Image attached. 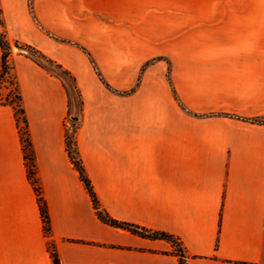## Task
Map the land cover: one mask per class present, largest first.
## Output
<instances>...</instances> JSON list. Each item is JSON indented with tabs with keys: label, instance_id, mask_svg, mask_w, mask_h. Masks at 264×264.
I'll return each instance as SVG.
<instances>
[{
	"label": "crops",
	"instance_id": "obj_1",
	"mask_svg": "<svg viewBox=\"0 0 264 264\" xmlns=\"http://www.w3.org/2000/svg\"><path fill=\"white\" fill-rule=\"evenodd\" d=\"M0 8L9 41L61 64L82 99L79 115L64 79L10 55L52 232L15 109L0 105V264H54L50 244L61 264H179L169 242L99 219L67 152L72 115L80 159L114 219L179 238L188 264H264V124L250 121L264 119V0H185L183 20L167 27L130 12L129 0Z\"/></svg>",
	"mask_w": 264,
	"mask_h": 264
},
{
	"label": "trees",
	"instance_id": "obj_2",
	"mask_svg": "<svg viewBox=\"0 0 264 264\" xmlns=\"http://www.w3.org/2000/svg\"><path fill=\"white\" fill-rule=\"evenodd\" d=\"M31 7H32V4H31ZM0 47L2 49V61L0 64V87H3L5 90H7V93L5 95H3L0 92V105H10L14 107L15 109L17 120H18V125L20 128V133H21V137H22V141H23L24 149H25L26 161H27V166H28V175L38 195V202H39L40 210L42 213L45 233L47 235H50L52 232L51 219H50V215L48 212L46 200L43 196L42 189L38 182L37 172H36V159H35V154L33 151V145L30 139L28 121L25 115V109L23 107V97H22V94L19 88L17 77L9 65L10 55L13 52L25 53L33 57L36 60V62L39 63L41 66L48 68L44 63H46L47 65L55 66L66 77H68L72 81L74 93L76 94L79 100V104H80L79 115L82 111V99H81L80 92L78 90L74 77L61 64L52 60L46 54H44L42 51H40L36 47H33L32 45L23 44L18 41H14V42L9 41L7 34H6V30H5V20H4L3 11L1 8H0ZM88 56L92 64L94 65L96 72L98 76L100 77L101 81L106 85L108 89L113 90L112 86L105 80L102 73L96 67L95 62L90 53H88ZM170 71H171V65L169 63L168 76L171 82ZM68 91L70 94V98L73 97L72 91L70 89H68ZM121 94H128V93L121 92ZM250 121L253 123H257V124H264V119H251ZM71 122L73 125L72 133L70 134L69 130H67V133H66L67 152H68V155L70 157V160L74 168L78 171L79 176L82 182L84 183V186L88 194L90 195L92 199L93 206L96 210V213L99 219L102 222L112 227L129 230L130 232L136 235H139L143 238L154 239V240H165L169 242L174 248V253L179 257V264H188V256H187L186 250L184 246L182 245V242L180 241L179 238L169 233H166V232L151 231L144 227H140V226H136V225H132V224H128V223H124L119 220H116L102 207L101 202L98 196L96 195L92 182L85 169V166L82 160L80 159V153H79L77 136H76L77 124L79 123V121L76 120V121H71ZM49 249H50L54 264H61L60 259L58 257V253L56 251V246L54 244H50Z\"/></svg>",
	"mask_w": 264,
	"mask_h": 264
},
{
	"label": "rangeland",
	"instance_id": "obj_3",
	"mask_svg": "<svg viewBox=\"0 0 264 264\" xmlns=\"http://www.w3.org/2000/svg\"><path fill=\"white\" fill-rule=\"evenodd\" d=\"M130 12H144L145 14L150 15V19H154L155 21L158 19L162 24V27H167L169 24L176 22L179 20L178 17H182L180 19L183 20V14L185 9V0H129ZM44 63V62H43ZM49 71L58 75L62 79L66 81L68 84V89H70L73 93V97L78 100V97L74 93V89L72 86V81L66 77L61 71H59L55 66L47 65L44 63ZM0 92L5 95L7 90L3 87H0ZM71 118L69 119V127L68 130L70 134L72 133V122Z\"/></svg>",
	"mask_w": 264,
	"mask_h": 264
},
{
	"label": "water",
	"instance_id": "obj_4",
	"mask_svg": "<svg viewBox=\"0 0 264 264\" xmlns=\"http://www.w3.org/2000/svg\"><path fill=\"white\" fill-rule=\"evenodd\" d=\"M71 119H72L73 121L78 120V115H72Z\"/></svg>",
	"mask_w": 264,
	"mask_h": 264
}]
</instances>
